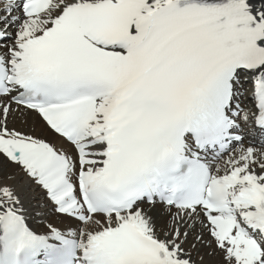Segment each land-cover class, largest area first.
I'll use <instances>...</instances> for the list:
<instances>
[{
    "label": "snow or ice",
    "instance_id": "1",
    "mask_svg": "<svg viewBox=\"0 0 264 264\" xmlns=\"http://www.w3.org/2000/svg\"><path fill=\"white\" fill-rule=\"evenodd\" d=\"M0 264H264V0H0Z\"/></svg>",
    "mask_w": 264,
    "mask_h": 264
}]
</instances>
